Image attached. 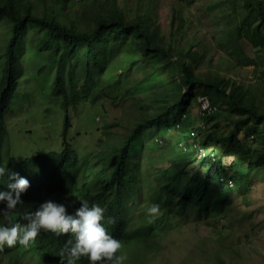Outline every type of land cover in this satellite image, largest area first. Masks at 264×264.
I'll return each instance as SVG.
<instances>
[{
    "label": "trees",
    "instance_id": "obj_1",
    "mask_svg": "<svg viewBox=\"0 0 264 264\" xmlns=\"http://www.w3.org/2000/svg\"><path fill=\"white\" fill-rule=\"evenodd\" d=\"M61 1L60 9L68 6L69 0ZM175 1L191 6L200 0ZM48 2L0 0V165L6 167L5 180L16 172L29 181L21 194L23 203L7 216L0 215V224L26 223L23 214L44 200L62 203L73 213L85 199L105 208L102 223L120 240L118 253L132 248L157 251V239L177 226L190 221L208 224L229 203L232 186L241 193L249 189L251 172L262 165L245 140H259L264 147V102L227 78L200 73L206 55L197 50L195 40L177 46L158 39L154 35L155 0H141L133 14L113 4L90 17L70 21ZM224 4L217 45L228 59L263 75L264 0H224ZM184 25L179 22L176 33H182ZM241 42L253 50L252 57L243 52ZM36 61L38 70L33 74L37 81L47 83L49 97L64 113L62 142L60 149L24 158L13 166L11 157L4 154L7 120L15 114L13 110L23 112V104L29 102L21 85L28 81L24 78L27 64ZM41 76L51 78L50 82ZM200 96L208 98L213 107H222L228 123L236 125V132L242 129L243 137L229 132L219 147L210 150L205 143L189 141L195 140L189 109ZM102 99L113 101L114 106L140 99L141 105L149 106V114L140 116L112 162L103 154L80 157L68 137L70 112ZM216 112L215 108L200 116L211 122ZM168 137L176 141L174 154L163 153L170 147L167 144L160 147V154H145L152 149L149 140L163 145ZM195 146L204 149V157L197 159ZM193 155L194 162L185 164L189 162L184 159ZM224 157L234 158L231 175L222 163ZM164 161L167 166L161 165ZM0 189L6 190V182L0 183ZM71 197L76 198L73 204ZM152 203L159 210L149 215L146 209ZM130 205L139 212L137 220L128 218ZM69 239H74L70 233L57 236L42 229L27 248L17 244L0 250V264H61L60 249ZM75 264L89 261L82 257Z\"/></svg>",
    "mask_w": 264,
    "mask_h": 264
},
{
    "label": "rangeland",
    "instance_id": "obj_2",
    "mask_svg": "<svg viewBox=\"0 0 264 264\" xmlns=\"http://www.w3.org/2000/svg\"><path fill=\"white\" fill-rule=\"evenodd\" d=\"M140 1L69 0L68 6L60 9L61 0H49L48 6L56 12L60 9V16H67V21H70L90 17L95 11L113 4L125 13L133 14ZM155 4L157 20L154 35L158 39L164 44L177 46H184L186 40H195L197 50L206 55L200 73L227 78L246 89L254 99L264 102V74L260 75V71H254L253 67L228 59L217 45L224 25L220 18L225 7L224 0H200L191 6H184L175 0H155ZM175 17L178 20L175 21ZM181 21L185 23L183 32L176 33V26ZM241 48L248 57L253 56V50L245 42H241ZM25 70L30 74L24 76L28 81L23 82L21 89L29 95V102L23 104V112L13 110L16 115L7 120L4 154L11 157L13 166L24 158L60 149L62 142L60 136L64 113L59 109V103L49 97L45 89L47 83L37 81V75L33 74L38 70L37 61L27 64ZM43 80L50 82L51 78L42 77ZM201 97L189 109L194 144L205 143L207 150H210L208 147H219L221 139L229 132L243 137V130L239 128L236 132V125L228 123L227 115L218 105L215 106L217 112L214 119L205 122L199 113ZM143 102L149 104L146 100ZM148 112L149 106L141 105L140 99L120 106H114L109 99H102L96 105L83 104L76 112H70L68 137L80 157L94 158L103 154L108 162H112L130 130L140 121V116L148 115ZM112 124L113 128H107ZM175 143L171 137L164 138L163 145L149 140L148 145L152 149H147L145 154H160V147L167 144L170 147L164 149L163 153L172 155L176 152ZM245 145L255 152L254 156L261 160L262 165L251 172L250 187L245 193L232 186L229 203L214 213L207 221L209 225L196 221L179 225L157 239V251L124 249L121 251L126 256L124 264H264V147L259 140H245ZM193 158L194 155L184 159L189 162L185 164H192ZM145 162L149 164L150 160L145 159ZM233 162V157L222 159L229 175L233 173L230 169ZM161 165L167 166L168 162L164 161ZM190 168L193 170V166ZM68 199L70 204L76 201L75 197ZM139 217L137 208L130 205L128 218L134 221Z\"/></svg>",
    "mask_w": 264,
    "mask_h": 264
},
{
    "label": "clouds",
    "instance_id": "obj_3",
    "mask_svg": "<svg viewBox=\"0 0 264 264\" xmlns=\"http://www.w3.org/2000/svg\"><path fill=\"white\" fill-rule=\"evenodd\" d=\"M5 173L6 167L0 165V183L6 182V190L0 189V203L4 204L0 215L3 216L23 203L21 194L29 187L28 179L19 173L11 172L7 180L4 179ZM158 210L159 205L152 203L146 212L154 215ZM104 213L105 208L96 203L90 205L85 199L80 200V206L73 213L67 212L62 203L44 200L34 211L23 214L26 223L0 224V250L17 244L27 248L43 229L57 236L70 233L74 237L66 240L60 249L61 264L65 261L66 264H75L82 257H86L89 264H123L126 256L118 253L121 242L104 227Z\"/></svg>",
    "mask_w": 264,
    "mask_h": 264
},
{
    "label": "built area",
    "instance_id": "obj_4",
    "mask_svg": "<svg viewBox=\"0 0 264 264\" xmlns=\"http://www.w3.org/2000/svg\"><path fill=\"white\" fill-rule=\"evenodd\" d=\"M215 111V107H213L211 104H210V101L208 100V98L206 97H201L199 99V113L200 115H204V114H210L212 112ZM191 136H193V134H191ZM190 141L193 142V140L190 138ZM195 149H196V157L197 159H200L202 157L205 156V151L204 149L200 148V147H196L195 146ZM232 184L229 183V187H231Z\"/></svg>",
    "mask_w": 264,
    "mask_h": 264
}]
</instances>
